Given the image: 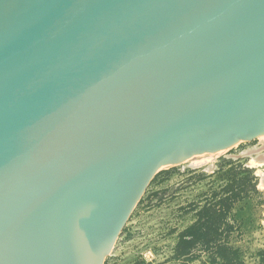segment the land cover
<instances>
[{"label":"water","instance_id":"water-1","mask_svg":"<svg viewBox=\"0 0 264 264\" xmlns=\"http://www.w3.org/2000/svg\"><path fill=\"white\" fill-rule=\"evenodd\" d=\"M263 135L264 0H0V264H104L159 170Z\"/></svg>","mask_w":264,"mask_h":264},{"label":"rangeland","instance_id":"rangeland-1","mask_svg":"<svg viewBox=\"0 0 264 264\" xmlns=\"http://www.w3.org/2000/svg\"><path fill=\"white\" fill-rule=\"evenodd\" d=\"M263 154L257 137L159 170L104 264H264Z\"/></svg>","mask_w":264,"mask_h":264},{"label":"bare ground","instance_id":"bare-ground-1","mask_svg":"<svg viewBox=\"0 0 264 264\" xmlns=\"http://www.w3.org/2000/svg\"><path fill=\"white\" fill-rule=\"evenodd\" d=\"M260 137H264V135L263 136H260ZM223 152V151H222ZM222 152H217V153H213V154H202V155H197V156H195V157H193V158H191V159H189V160H187V161H190L192 164H200V163H204L206 160H209V159H211L213 156H216V155H218V154H220V153H222ZM207 162V161H206Z\"/></svg>","mask_w":264,"mask_h":264},{"label":"trees","instance_id":"trees-1","mask_svg":"<svg viewBox=\"0 0 264 264\" xmlns=\"http://www.w3.org/2000/svg\"><path fill=\"white\" fill-rule=\"evenodd\" d=\"M189 234L191 235V233L189 232ZM226 253H223V252H221V255L222 256H224L225 257V264H230L231 263V258L230 257H228L227 255H225ZM212 262H216L215 260H212ZM232 264H237V262L235 263H232Z\"/></svg>","mask_w":264,"mask_h":264}]
</instances>
